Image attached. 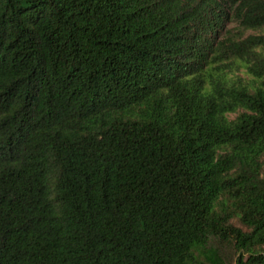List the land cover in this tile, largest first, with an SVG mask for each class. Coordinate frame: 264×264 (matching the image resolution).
Segmentation results:
<instances>
[{"label": "trees", "instance_id": "obj_1", "mask_svg": "<svg viewBox=\"0 0 264 264\" xmlns=\"http://www.w3.org/2000/svg\"><path fill=\"white\" fill-rule=\"evenodd\" d=\"M0 264H264V0H0Z\"/></svg>", "mask_w": 264, "mask_h": 264}, {"label": "rangeland", "instance_id": "obj_2", "mask_svg": "<svg viewBox=\"0 0 264 264\" xmlns=\"http://www.w3.org/2000/svg\"><path fill=\"white\" fill-rule=\"evenodd\" d=\"M229 19H231L230 21H228L227 24V28H230V34H232V36H237L238 34H240V31L238 30L237 26H236V22L234 20H232V18L230 17ZM252 30H246L243 31L242 33L247 34L249 32H251ZM241 71V67H239L238 69L235 70V73H237V75H239Z\"/></svg>", "mask_w": 264, "mask_h": 264}]
</instances>
